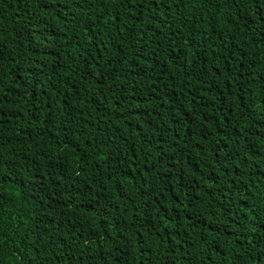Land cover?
Returning a JSON list of instances; mask_svg holds the SVG:
<instances>
[{"label": "trees", "instance_id": "1", "mask_svg": "<svg viewBox=\"0 0 264 264\" xmlns=\"http://www.w3.org/2000/svg\"><path fill=\"white\" fill-rule=\"evenodd\" d=\"M0 264H264V0H0Z\"/></svg>", "mask_w": 264, "mask_h": 264}, {"label": "snow or ice", "instance_id": "2", "mask_svg": "<svg viewBox=\"0 0 264 264\" xmlns=\"http://www.w3.org/2000/svg\"><path fill=\"white\" fill-rule=\"evenodd\" d=\"M0 254H2V251H0Z\"/></svg>", "mask_w": 264, "mask_h": 264}]
</instances>
